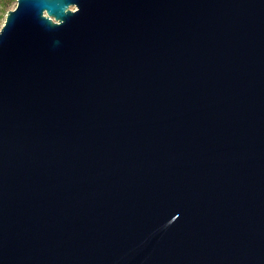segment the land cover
I'll return each mask as SVG.
<instances>
[{
    "label": "water",
    "instance_id": "1",
    "mask_svg": "<svg viewBox=\"0 0 264 264\" xmlns=\"http://www.w3.org/2000/svg\"><path fill=\"white\" fill-rule=\"evenodd\" d=\"M0 264H264V0H17Z\"/></svg>",
    "mask_w": 264,
    "mask_h": 264
},
{
    "label": "rangeland",
    "instance_id": "2",
    "mask_svg": "<svg viewBox=\"0 0 264 264\" xmlns=\"http://www.w3.org/2000/svg\"><path fill=\"white\" fill-rule=\"evenodd\" d=\"M17 6V0H0V30L6 20L7 13Z\"/></svg>",
    "mask_w": 264,
    "mask_h": 264
}]
</instances>
